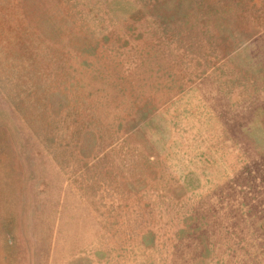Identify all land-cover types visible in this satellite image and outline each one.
<instances>
[{
	"label": "rangeland",
	"instance_id": "obj_1",
	"mask_svg": "<svg viewBox=\"0 0 264 264\" xmlns=\"http://www.w3.org/2000/svg\"><path fill=\"white\" fill-rule=\"evenodd\" d=\"M0 264H264V0H0Z\"/></svg>",
	"mask_w": 264,
	"mask_h": 264
}]
</instances>
